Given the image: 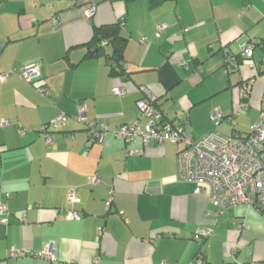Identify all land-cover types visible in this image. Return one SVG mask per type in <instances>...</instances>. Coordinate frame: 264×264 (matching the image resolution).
I'll use <instances>...</instances> for the list:
<instances>
[{
  "label": "crops",
  "instance_id": "crops-1",
  "mask_svg": "<svg viewBox=\"0 0 264 264\" xmlns=\"http://www.w3.org/2000/svg\"><path fill=\"white\" fill-rule=\"evenodd\" d=\"M119 21L123 74L112 72L109 41L88 54L96 27ZM262 40L264 0H0V75L10 71L0 80V122L9 121L0 123V264H192L199 254L203 264H264V213L247 203L218 213L208 184L196 193V183L178 178L173 143L144 148L140 137L114 133L123 124L145 128L137 107L143 86L196 139L233 133L212 117L215 108L238 113L237 131L249 132L264 100ZM251 43L246 56L241 46ZM228 53L239 59L233 71ZM36 60L41 76L30 84L21 71ZM80 107L89 122L108 124L104 141L73 118L42 130ZM203 228L212 235L198 237ZM48 242L53 260L39 255ZM13 248L26 252L12 256Z\"/></svg>",
  "mask_w": 264,
  "mask_h": 264
},
{
  "label": "built area",
  "instance_id": "built-area-1",
  "mask_svg": "<svg viewBox=\"0 0 264 264\" xmlns=\"http://www.w3.org/2000/svg\"><path fill=\"white\" fill-rule=\"evenodd\" d=\"M94 12L95 7H92L88 9L87 14L91 16ZM56 21L57 19L54 18L53 22ZM157 27L159 33L165 28L163 24H159ZM241 49L244 55L252 56L255 45L246 44L241 46ZM226 67L229 71L238 67L236 55H228ZM9 74L10 71L3 72L0 75V80L6 81ZM40 76L41 62L38 60L29 62L22 68L21 77L27 83L33 84ZM252 83L253 81H247L240 86V93L244 98L250 96ZM37 90L43 96L49 97L50 95V90L46 86H40ZM141 90L144 95L137 100V107L140 116L146 117L145 128H142L138 123L123 124L117 127L114 133L120 135L127 142L140 137L144 148H148L152 141L160 144L166 141L173 143L177 148L178 178L196 183V193H202L204 191L203 184H208L211 188L209 199L218 213L241 203L253 205L264 213V100L259 120L249 132L237 131L234 118L238 113L225 116L219 108H215L212 117L217 122L222 120L230 122L233 125V133L225 135L218 131H212L196 139L188 132L183 120L169 117L155 106V97L149 88L143 86ZM115 93L124 96L127 91L125 87L119 86L115 88ZM69 118L85 123L89 128L90 137L96 142L104 141L110 130L106 122H89L85 107H80L72 116L60 112L52 118L50 123L43 125L42 130L51 126L60 128L67 124ZM0 123L8 124L9 121L2 120ZM91 181L96 183L99 178L93 176ZM69 197L71 201L77 200L74 188L70 189ZM0 209L4 212L6 205L0 204ZM80 215L76 211L70 214L72 218H78ZM3 221L4 218H0V222ZM212 233V228H203L199 230L198 237H209ZM25 252V249L13 248L11 254L12 256H22ZM55 254L54 244L48 242L39 255L53 260L56 257ZM192 264H203L201 254L195 258Z\"/></svg>",
  "mask_w": 264,
  "mask_h": 264
},
{
  "label": "trees",
  "instance_id": "trees-1",
  "mask_svg": "<svg viewBox=\"0 0 264 264\" xmlns=\"http://www.w3.org/2000/svg\"><path fill=\"white\" fill-rule=\"evenodd\" d=\"M122 29H123V23L121 21L106 26L96 27L93 41L89 45V47L93 46L92 48L94 49L90 50L88 53V54H95L100 52L102 47L104 46L102 45V41L103 40L109 41L113 46V52L111 56H109L110 62L112 64V72L118 74L125 73L127 69L124 59V53H123L126 38L122 34ZM258 43L259 45L263 44L262 47H264V40ZM251 44L257 46V43H251ZM229 54L235 55L234 53H228L227 57ZM155 103L156 101L154 99V104Z\"/></svg>",
  "mask_w": 264,
  "mask_h": 264
},
{
  "label": "rangeland",
  "instance_id": "rangeland-1",
  "mask_svg": "<svg viewBox=\"0 0 264 264\" xmlns=\"http://www.w3.org/2000/svg\"><path fill=\"white\" fill-rule=\"evenodd\" d=\"M225 126V125H224ZM221 131V130H220ZM220 131H218V132H220ZM222 133H224V131H221ZM225 134H228L227 132H225Z\"/></svg>",
  "mask_w": 264,
  "mask_h": 264
}]
</instances>
